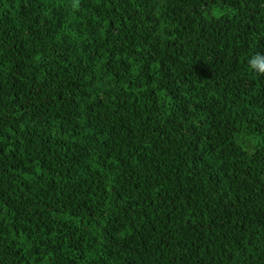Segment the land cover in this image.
Segmentation results:
<instances>
[{
	"label": "trees",
	"instance_id": "16d2710c",
	"mask_svg": "<svg viewBox=\"0 0 264 264\" xmlns=\"http://www.w3.org/2000/svg\"><path fill=\"white\" fill-rule=\"evenodd\" d=\"M264 0H0V264H264Z\"/></svg>",
	"mask_w": 264,
	"mask_h": 264
},
{
	"label": "clouds",
	"instance_id": "9594fccd",
	"mask_svg": "<svg viewBox=\"0 0 264 264\" xmlns=\"http://www.w3.org/2000/svg\"><path fill=\"white\" fill-rule=\"evenodd\" d=\"M248 70L257 76H264V53L257 52L247 60Z\"/></svg>",
	"mask_w": 264,
	"mask_h": 264
}]
</instances>
